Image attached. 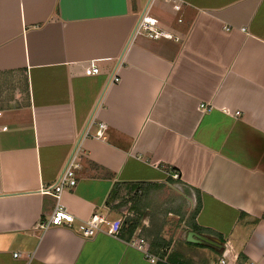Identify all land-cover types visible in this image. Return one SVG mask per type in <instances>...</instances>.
Here are the masks:
<instances>
[{"label": "crops", "instance_id": "1", "mask_svg": "<svg viewBox=\"0 0 264 264\" xmlns=\"http://www.w3.org/2000/svg\"><path fill=\"white\" fill-rule=\"evenodd\" d=\"M75 154V220L40 230ZM128 194L151 254L264 264V0H0V264H154L123 228L78 231Z\"/></svg>", "mask_w": 264, "mask_h": 264}, {"label": "built area", "instance_id": "2", "mask_svg": "<svg viewBox=\"0 0 264 264\" xmlns=\"http://www.w3.org/2000/svg\"><path fill=\"white\" fill-rule=\"evenodd\" d=\"M136 30L137 32L139 31L144 32L146 35H148L151 38L172 37L171 34L160 29L156 24H154L150 20L148 15H145L140 19L136 27ZM98 73H99V68L97 64L94 61H91L88 68H86L85 70V74L95 75ZM118 81H120L119 76L115 75L112 77V82H118ZM199 108L203 112H209L214 108V106L210 103L201 102L199 104ZM224 111L229 112L227 109H224ZM240 115H241L240 112L238 111L234 112V116L239 117ZM99 126L100 128L95 133V136L101 138L103 137V129L106 127V125L104 123H100ZM85 133L86 135H88L89 130H85ZM75 157L76 154L70 158L65 169L53 184H51L48 187L41 188V191L43 193H49L55 196L56 204L50 219L48 221H41L38 223L37 227L40 230H46L53 225L56 226H61L64 224L71 225L75 220L74 216L66 211V209L64 208L61 202V194L63 190L66 187H74L77 184L75 170L78 167V163L75 162ZM164 168L167 175L170 176L171 178L181 179V173L177 168H173V166H166ZM126 218L127 216L123 215L115 220H111L107 217V215L95 211L88 219L80 223V225L78 226V231L81 233L82 236L90 238L95 236L97 232L102 231L103 226H106L107 229L105 230V232L107 234L115 237H119L122 233V226ZM128 244L136 248H139L144 253V256L147 258V260H149L151 263L157 264L158 262H163L164 264H172L171 262H169L160 255L151 254V252L146 248L145 239L142 237L133 235L128 241ZM18 255H19L18 253L14 254V256H18ZM235 259H236L235 255L231 256L229 252L226 251L217 260L207 264H233L235 262Z\"/></svg>", "mask_w": 264, "mask_h": 264}, {"label": "rangeland", "instance_id": "3", "mask_svg": "<svg viewBox=\"0 0 264 264\" xmlns=\"http://www.w3.org/2000/svg\"><path fill=\"white\" fill-rule=\"evenodd\" d=\"M173 185L172 187L169 188V190H172L173 191V203H177L180 204L179 200H180V197L179 196H182V195H179V193H181L180 189H179V186L178 184H175V180L173 179ZM122 196V195H121ZM133 196H130L128 194V196H125L123 195L122 197H119L118 199V204L121 206V211H122V214L121 216L123 215H126L127 218L129 217V215L131 214V202L133 200L132 199ZM182 201V199H181ZM185 203V199L183 201Z\"/></svg>", "mask_w": 264, "mask_h": 264}, {"label": "trees", "instance_id": "4", "mask_svg": "<svg viewBox=\"0 0 264 264\" xmlns=\"http://www.w3.org/2000/svg\"><path fill=\"white\" fill-rule=\"evenodd\" d=\"M135 220H131L128 218H126V220L123 223V231H126L129 235V237H131L134 233V231L136 230L138 224L137 222H134Z\"/></svg>", "mask_w": 264, "mask_h": 264}, {"label": "water", "instance_id": "5", "mask_svg": "<svg viewBox=\"0 0 264 264\" xmlns=\"http://www.w3.org/2000/svg\"><path fill=\"white\" fill-rule=\"evenodd\" d=\"M190 236H192V237L197 236L200 242H202L203 240H205V238H202V237L198 236V234H196L194 232L193 233H190Z\"/></svg>", "mask_w": 264, "mask_h": 264}]
</instances>
